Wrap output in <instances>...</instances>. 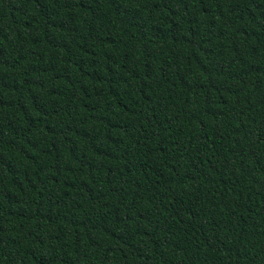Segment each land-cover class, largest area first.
<instances>
[{
    "label": "trees",
    "instance_id": "obj_1",
    "mask_svg": "<svg viewBox=\"0 0 264 264\" xmlns=\"http://www.w3.org/2000/svg\"><path fill=\"white\" fill-rule=\"evenodd\" d=\"M0 264H264V0H0Z\"/></svg>",
    "mask_w": 264,
    "mask_h": 264
}]
</instances>
